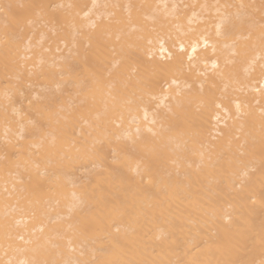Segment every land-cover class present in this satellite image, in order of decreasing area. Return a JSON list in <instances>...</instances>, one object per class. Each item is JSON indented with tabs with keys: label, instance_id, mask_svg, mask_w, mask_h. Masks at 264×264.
I'll list each match as a JSON object with an SVG mask.
<instances>
[{
	"label": "bare ground",
	"instance_id": "6f19581e",
	"mask_svg": "<svg viewBox=\"0 0 264 264\" xmlns=\"http://www.w3.org/2000/svg\"><path fill=\"white\" fill-rule=\"evenodd\" d=\"M0 264H264V0H0Z\"/></svg>",
	"mask_w": 264,
	"mask_h": 264
},
{
	"label": "rangeland",
	"instance_id": "374dc122",
	"mask_svg": "<svg viewBox=\"0 0 264 264\" xmlns=\"http://www.w3.org/2000/svg\"><path fill=\"white\" fill-rule=\"evenodd\" d=\"M253 1V0H252ZM245 13H247V12H245ZM244 14V13H243ZM246 15H244V18H246V19H250V17L247 15L246 17H245ZM243 18V19H244Z\"/></svg>",
	"mask_w": 264,
	"mask_h": 264
}]
</instances>
